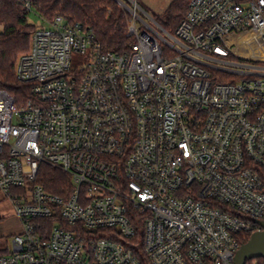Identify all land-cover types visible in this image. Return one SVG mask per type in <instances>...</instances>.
Masks as SVG:
<instances>
[{
  "label": "built area",
  "instance_id": "obj_1",
  "mask_svg": "<svg viewBox=\"0 0 264 264\" xmlns=\"http://www.w3.org/2000/svg\"><path fill=\"white\" fill-rule=\"evenodd\" d=\"M118 2L128 50L45 19L16 69L32 97L0 89V191L19 222L0 264H143L123 242L138 229L148 264H235L262 229L264 0H190L174 32ZM44 164L70 176L64 193Z\"/></svg>",
  "mask_w": 264,
  "mask_h": 264
},
{
  "label": "trees",
  "instance_id": "obj_2",
  "mask_svg": "<svg viewBox=\"0 0 264 264\" xmlns=\"http://www.w3.org/2000/svg\"><path fill=\"white\" fill-rule=\"evenodd\" d=\"M40 16L52 20L62 16L68 24L80 23L89 31L104 50L123 53L129 49L133 38L129 36V13L117 0H28ZM190 0H172L162 14L155 18L170 32H174L183 19ZM137 2L150 10L142 0ZM30 10L24 0H0V88L7 90L18 103L32 97L31 86L17 77L19 57L29 51L31 38L37 26L29 19ZM40 182L54 193H64L65 186H71L68 174L49 164L42 166ZM143 229L135 236L123 241L126 246L148 264L143 251ZM253 233L242 239L247 243ZM6 251L1 250L4 254ZM264 258H260V263Z\"/></svg>",
  "mask_w": 264,
  "mask_h": 264
},
{
  "label": "rangeland",
  "instance_id": "obj_3",
  "mask_svg": "<svg viewBox=\"0 0 264 264\" xmlns=\"http://www.w3.org/2000/svg\"><path fill=\"white\" fill-rule=\"evenodd\" d=\"M149 1L154 3L156 7L153 9L147 6L150 9L149 11L143 7L142 8L150 12L154 17H156L155 14L159 15L165 12V10L170 5L169 2L172 0H149ZM28 19L32 24L36 25L37 27L48 26L45 19L42 16H40V14L35 9H31L28 15ZM82 62H83V57L81 55L78 54L73 55L74 65H80ZM18 230H19V222L17 221V217L15 215V210L12 201L7 195H5L3 192L0 191V251L3 250L4 248H11L13 235ZM252 261H256L260 263V258H255L254 260L251 259L249 262ZM260 264H264V263L261 262Z\"/></svg>",
  "mask_w": 264,
  "mask_h": 264
},
{
  "label": "water",
  "instance_id": "obj_4",
  "mask_svg": "<svg viewBox=\"0 0 264 264\" xmlns=\"http://www.w3.org/2000/svg\"><path fill=\"white\" fill-rule=\"evenodd\" d=\"M258 223L262 229L254 232L251 239L241 245L235 256V264H246L247 260L264 258V221Z\"/></svg>",
  "mask_w": 264,
  "mask_h": 264
},
{
  "label": "crops",
  "instance_id": "obj_5",
  "mask_svg": "<svg viewBox=\"0 0 264 264\" xmlns=\"http://www.w3.org/2000/svg\"><path fill=\"white\" fill-rule=\"evenodd\" d=\"M143 2L147 5V6H149L150 8H155L156 7V5L154 4V3H152V2H150L149 0H143ZM171 2V1H170ZM170 2H169V4H170Z\"/></svg>",
  "mask_w": 264,
  "mask_h": 264
}]
</instances>
